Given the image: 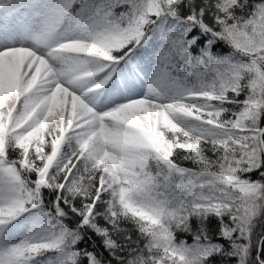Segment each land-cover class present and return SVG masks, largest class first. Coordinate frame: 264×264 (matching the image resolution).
<instances>
[{
  "label": "snow or ice",
  "instance_id": "snow-or-ice-1",
  "mask_svg": "<svg viewBox=\"0 0 264 264\" xmlns=\"http://www.w3.org/2000/svg\"><path fill=\"white\" fill-rule=\"evenodd\" d=\"M0 17V264H264V0Z\"/></svg>",
  "mask_w": 264,
  "mask_h": 264
},
{
  "label": "trees",
  "instance_id": "trees-1",
  "mask_svg": "<svg viewBox=\"0 0 264 264\" xmlns=\"http://www.w3.org/2000/svg\"><path fill=\"white\" fill-rule=\"evenodd\" d=\"M21 8H23V4H19V5H16V7L13 9V15H15V14H17V13H19V12H21ZM0 18H2L3 19V17H0ZM129 72H130V74L132 75V76H136V73H135V70L134 69H129ZM113 79L115 80L116 78L115 77H113ZM139 82L140 84H143V85H146L145 84V81H143V80H141L139 77H136L134 80H133V82ZM185 166H188V165H185ZM259 227H261V228H264V225H261V226H259ZM189 242H191L190 241V238H189ZM262 254H264V253H262Z\"/></svg>",
  "mask_w": 264,
  "mask_h": 264
},
{
  "label": "rangeland",
  "instance_id": "rangeland-1",
  "mask_svg": "<svg viewBox=\"0 0 264 264\" xmlns=\"http://www.w3.org/2000/svg\"><path fill=\"white\" fill-rule=\"evenodd\" d=\"M18 14L22 15V13H18ZM5 23H7V22H5ZM118 84L121 86V91H126V90H127V85H125V87H126V90H125V89H124L125 87H123V84H122L121 81L118 82ZM134 91H135L136 93H138V94L141 93V89L138 88L137 85H134ZM105 94H106V95H105ZM108 95H109V94H108L107 92H105L103 95H101V96L97 99V103L99 104L100 101L105 100V98H106Z\"/></svg>",
  "mask_w": 264,
  "mask_h": 264
}]
</instances>
